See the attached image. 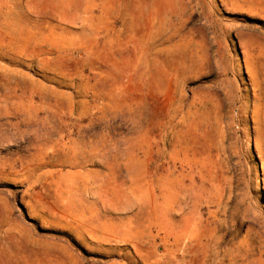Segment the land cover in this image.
<instances>
[{
    "label": "rangeland",
    "instance_id": "rangeland-1",
    "mask_svg": "<svg viewBox=\"0 0 264 264\" xmlns=\"http://www.w3.org/2000/svg\"><path fill=\"white\" fill-rule=\"evenodd\" d=\"M263 62L247 0H0V191L90 177L63 264H264Z\"/></svg>",
    "mask_w": 264,
    "mask_h": 264
},
{
    "label": "crops",
    "instance_id": "crops-1",
    "mask_svg": "<svg viewBox=\"0 0 264 264\" xmlns=\"http://www.w3.org/2000/svg\"><path fill=\"white\" fill-rule=\"evenodd\" d=\"M256 18L264 23V0H247ZM264 70V62L262 64ZM264 73V72H263ZM254 88L252 102L258 104ZM264 92V90H263ZM49 171L39 178H30L25 185L0 191V264H37L39 253L47 263L63 264V245L70 243L75 228L57 223L63 218V193L58 185H90V177L81 184L68 182L57 165L46 166ZM72 216V215H71ZM67 220L74 224L73 217Z\"/></svg>",
    "mask_w": 264,
    "mask_h": 264
}]
</instances>
